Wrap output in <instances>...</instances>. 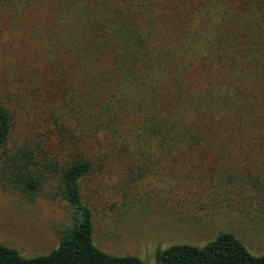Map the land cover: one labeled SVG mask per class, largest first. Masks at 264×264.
I'll return each mask as SVG.
<instances>
[{
	"label": "trees",
	"instance_id": "trees-1",
	"mask_svg": "<svg viewBox=\"0 0 264 264\" xmlns=\"http://www.w3.org/2000/svg\"><path fill=\"white\" fill-rule=\"evenodd\" d=\"M3 16L32 32L62 92L49 151L37 138L8 147L0 105V181L75 215L49 253L0 243V264H264L232 231L155 263L110 254L82 192L115 158L118 188H248L264 203V0H0Z\"/></svg>",
	"mask_w": 264,
	"mask_h": 264
},
{
	"label": "rangeland",
	"instance_id": "rangeland-1",
	"mask_svg": "<svg viewBox=\"0 0 264 264\" xmlns=\"http://www.w3.org/2000/svg\"><path fill=\"white\" fill-rule=\"evenodd\" d=\"M3 17L0 105L12 111L14 122L8 147L37 138L49 151L59 142L52 128L62 92L59 79L32 32L7 27ZM120 173L118 160L109 158L106 169L82 188L83 200L93 212L94 242L104 251L155 263L157 252L171 245L204 246L220 232L232 231L251 253L264 254V203L252 198L250 189L118 188ZM74 215L66 199L46 193L31 201L0 181V243L26 257L56 248L60 232L73 225Z\"/></svg>",
	"mask_w": 264,
	"mask_h": 264
}]
</instances>
